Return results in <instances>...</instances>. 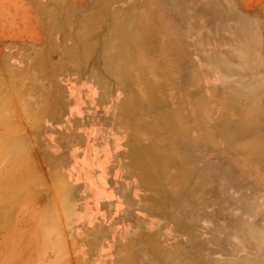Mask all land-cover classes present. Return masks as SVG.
Listing matches in <instances>:
<instances>
[{
  "label": "rangeland",
  "instance_id": "obj_1",
  "mask_svg": "<svg viewBox=\"0 0 264 264\" xmlns=\"http://www.w3.org/2000/svg\"><path fill=\"white\" fill-rule=\"evenodd\" d=\"M187 7L188 0H0V61L7 64V56L16 61L11 78L0 84V264L109 263L108 257L100 260L98 244L84 247L78 243L72 224L75 203L66 175L49 166L35 136L44 120L42 113L53 114L54 108L61 120L67 119V94L76 100L77 110L83 94L94 106L100 93L93 82L98 81L102 82L98 91L107 97L117 92L111 107L119 111L118 126L129 128L128 110L146 103L155 131L164 135H160L164 146L170 142L172 146L201 145L204 130L213 129L208 138L218 139L220 151L228 154L218 157L236 158L235 163L242 162L251 170L252 174L238 172L236 178H246L241 185L249 188L245 192L252 195L251 203L258 210L263 207L264 216V182L259 181V176L264 178V31L255 32L253 27L258 20L264 26V0H230L233 15L219 14L235 27L230 38L237 29L235 43L230 40L232 46L226 53L217 52L215 46L205 53L195 51L198 20L196 15L183 18ZM222 39L227 40L221 36L219 43ZM39 76H58L53 95L48 84L44 96L37 90ZM199 79L204 93L195 84ZM101 107L97 105V111ZM15 113L22 116L15 118ZM82 122L77 120L78 125ZM205 149L211 159L213 151ZM186 165V170L175 167L186 173L179 190L165 185L170 177L166 174L157 178L158 193L164 199L165 190L171 188L166 197L178 211H194L199 203L196 213H200L204 205L195 195L202 186L194 179L202 171L198 163ZM205 167L215 178L212 165ZM82 168L77 164L75 182L85 183ZM229 181H225L226 188L240 190ZM92 198L84 199L83 211L84 206L90 209ZM212 200L216 203L217 197L210 196V204ZM225 227L233 238L245 231L239 221L230 234ZM81 247L87 254L90 250L88 263L80 254ZM252 249L262 260L261 253ZM194 251L193 260L197 255L207 264H228L223 256L216 261ZM109 254L115 258L112 250Z\"/></svg>",
  "mask_w": 264,
  "mask_h": 264
},
{
  "label": "crops",
  "instance_id": "obj_2",
  "mask_svg": "<svg viewBox=\"0 0 264 264\" xmlns=\"http://www.w3.org/2000/svg\"><path fill=\"white\" fill-rule=\"evenodd\" d=\"M188 1L190 7H187V13L183 18L189 20L190 18L187 16L196 15L195 18L198 20L195 51L205 53L215 46L217 52H228L227 48L232 46L230 40L233 44L237 29L233 32L234 37L230 38L229 33L235 27L228 21L221 20L219 14L227 17L233 15L230 12L233 10L230 7V0ZM219 5L221 9L218 8ZM253 16L257 18L256 14ZM221 22L223 23L220 24ZM254 25L252 26L255 32L261 30L263 33L264 26L259 20L255 21ZM220 29L223 30L220 31ZM221 36L227 40L222 39V42L219 43ZM261 43V47L259 46L261 50L258 48V51L262 53ZM7 48L10 51L12 46ZM210 54H214V52ZM197 59L200 63L201 57H197ZM7 60L9 64L4 63V60L0 61V84L7 83L11 78V70L14 68L12 65L16 62L9 56H7ZM203 62L206 63V59ZM193 67L195 68L196 65L194 64ZM19 70L22 71V67ZM55 77L58 76L36 78L37 90L42 96L45 94L44 85L51 86V91L55 89L54 85L58 84ZM45 79L46 82H44ZM87 83L91 84L89 80ZM93 83L99 86L98 89H95L97 95L100 93L98 99L95 96L94 106L90 104L87 95L83 94L80 107L77 110L74 107L76 100L67 94L68 109L64 115L67 119L61 120L59 115L54 113L53 108V114H41L44 116V120L35 131L36 144H39L42 154L46 155L49 166L66 175V186L70 191L73 203H75L73 206L75 222L72 219V224L78 243H82L84 247L98 244L100 260H106L105 257L109 258L111 256L109 253L112 250L115 258H107L108 264H207L206 260L204 261L197 255H195L196 260H193L194 254L197 253L194 251L195 249H198V252L202 254L211 256V259L216 261H220L218 258L221 256L244 257V255H249L252 257L253 254L255 255L256 253L252 252V246H255L254 248L257 246L249 236L240 235L233 238L226 234L225 229V225H228L227 232L230 234L229 232L237 226L239 219L244 223L247 222L246 220L254 219L256 214H259L262 220L264 219L261 210L263 207L259 209L258 213L252 211V208L257 210L258 207L251 203L252 195L245 192L249 188L241 185L242 180L246 178H236L238 172L252 173L242 162L235 163L234 159L236 158L227 156L228 158L221 160L218 157L219 154L223 156L228 154L226 151H220L218 139L212 141L211 139L214 138H208L213 135V129L209 127L208 133L204 130L201 145L178 144L179 146H172L173 143L170 142L164 146V139L161 144L160 138V135L162 137L164 135L159 130L155 131L152 114L146 111V103H140L138 107L135 105L128 110L127 113L131 118L129 128L118 126L116 119L119 111L111 107V102L114 101L113 98L117 92L109 98L103 92H99L102 90L101 81ZM195 84L204 93L203 81L199 79ZM51 91L46 92L48 94ZM53 93L52 91V95ZM205 99L204 102L207 104L209 96ZM97 105L102 106L99 111H97ZM97 112L99 118L95 120ZM55 115L57 117H54ZM21 116L19 113L14 114L15 118ZM80 119H83L82 125L77 124V120ZM206 146L207 149L213 151L214 155L209 157L211 159L205 155L208 151L205 149ZM178 149H180V155ZM216 160L218 161L216 162ZM185 162L198 163L200 171H202L201 177L194 179L202 186L200 192L195 195L196 199L198 198V201L204 205V209L202 208L200 213H196L199 203L195 205L194 211L188 209L178 211L166 197L167 193H171V188L165 190L164 199L162 193H158L157 178L166 174L170 177L164 180L165 185L170 187L174 185L179 190V184L184 183L182 180L186 173H181L180 169L176 170L175 167L179 165L183 170H186ZM77 164L83 165L81 175L83 174L85 183L73 180L79 173L76 171L77 169L75 170ZM157 165L158 170L156 169ZM205 165H212L215 170V178L211 176ZM172 166L173 168H171ZM178 176L180 180L175 178ZM228 178L229 185L237 186L240 190L226 188L225 181ZM259 179L262 184L264 178L259 176ZM212 188L216 190L209 195L208 191ZM89 195L93 196L89 203L91 207L85 209L84 206L86 211H83L84 199ZM210 196L217 197L216 203L212 200L214 204H210ZM227 197L229 199L225 200ZM238 197L244 198V200H238ZM241 201L244 204L240 205ZM210 207L212 208L210 209ZM243 211L249 213L244 216ZM247 229L249 228L245 227V232ZM90 232L91 236H84ZM84 247H81L79 251L83 260L88 263L91 260L90 250L87 254ZM258 258L250 259L254 263L262 264L264 260ZM100 262L102 263V261ZM100 262L96 264H100Z\"/></svg>",
  "mask_w": 264,
  "mask_h": 264
},
{
  "label": "bare ground",
  "instance_id": "obj_3",
  "mask_svg": "<svg viewBox=\"0 0 264 264\" xmlns=\"http://www.w3.org/2000/svg\"><path fill=\"white\" fill-rule=\"evenodd\" d=\"M218 54V53H217ZM216 60V59H214ZM222 73V72H221ZM226 76V75H225ZM223 79V78H222ZM216 82V81H215ZM227 87V86H226ZM228 88V87H227ZM231 88V87H230ZM235 88V87H234ZM240 92V91H238ZM196 95V94H195ZM196 100V96L193 97V101ZM241 205V204H240ZM258 209L254 210L255 213H258ZM252 212V211H251ZM248 212H244L242 213L244 216L247 215ZM256 217V219H255ZM78 220V219H77ZM243 220V219H242ZM247 222H241L239 219V222H241V225H243L244 227H247L249 229H247V232L242 231L240 234H238L239 237L240 235L242 236H249L251 238V240L254 242V244L257 246V248H255V250L261 253L262 258L264 260V219L262 220L261 216L259 214H256L254 216V219L252 220H246ZM235 229V228H234ZM205 230V229H204ZM234 231V230H233ZM205 233V232H204ZM239 233V232H238ZM214 234V233H213ZM212 234V235H213ZM224 234V233H223ZM227 234V233H226ZM227 236V235H226ZM225 247V246H224ZM231 247H233V245H231ZM255 247V246H254ZM258 249V250H257ZM224 258H227V263L228 264H261V263H254L250 258H244L243 256H238L235 255L234 257H228V256H223ZM252 257H258L257 254L252 255ZM251 257V258H252ZM250 259V260H249ZM224 264V263H223ZM264 264V262L262 263Z\"/></svg>",
  "mask_w": 264,
  "mask_h": 264
}]
</instances>
